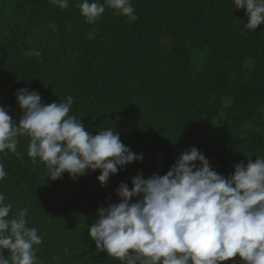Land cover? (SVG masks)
I'll use <instances>...</instances> for the list:
<instances>
[{
    "label": "trees",
    "instance_id": "1",
    "mask_svg": "<svg viewBox=\"0 0 264 264\" xmlns=\"http://www.w3.org/2000/svg\"><path fill=\"white\" fill-rule=\"evenodd\" d=\"M68 3L0 0V106L18 125L17 90L38 92L44 104L72 96L69 115L93 136L112 128L143 159L105 186L100 170L53 181L20 136L19 157L0 153L7 172L0 193L13 204L10 215L28 209V227L42 238L38 264H122L89 234L98 210L121 202V183L131 189L138 174L163 176L193 147L226 179L240 162L264 158V24L247 29L246 9L232 0H131L135 22L106 6L93 24L81 0ZM33 49L42 55L25 56Z\"/></svg>",
    "mask_w": 264,
    "mask_h": 264
},
{
    "label": "clouds",
    "instance_id": "2",
    "mask_svg": "<svg viewBox=\"0 0 264 264\" xmlns=\"http://www.w3.org/2000/svg\"><path fill=\"white\" fill-rule=\"evenodd\" d=\"M51 3L69 7L68 0ZM232 3L246 9L247 29L254 32L264 24V0ZM106 6L132 22L138 19L131 0H81L78 5L89 24ZM41 55L36 49L25 53L29 58ZM15 96L23 116L17 125L0 106V153L9 150L19 157L18 137H29L28 156L33 165H46L47 178L55 181L65 172L76 178L100 170L97 179L105 186L122 166L142 161V154L132 153L112 128L93 136L78 117L69 115L72 96L59 104H44L38 92L27 88ZM6 175L0 163V180ZM131 183V189L119 185L121 202L100 208L89 228L98 251L122 264H221L237 256L243 264H264V158L246 166L240 162L226 179L193 147L165 175L145 179L138 174ZM133 197L142 198L130 202ZM12 209L0 193V264H38L35 246L42 238L35 227H28L27 208L10 215Z\"/></svg>",
    "mask_w": 264,
    "mask_h": 264
}]
</instances>
